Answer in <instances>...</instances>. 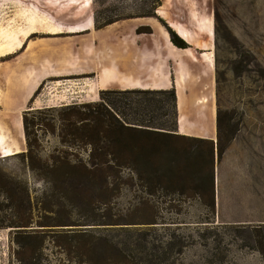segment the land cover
<instances>
[{
    "label": "rangeland",
    "instance_id": "374dc122",
    "mask_svg": "<svg viewBox=\"0 0 264 264\" xmlns=\"http://www.w3.org/2000/svg\"><path fill=\"white\" fill-rule=\"evenodd\" d=\"M142 5L155 7V15L125 17ZM104 9L121 18L99 29L91 24L82 32L67 31L88 17L94 20ZM33 10L42 18L37 31L23 39L21 48L0 58V134L5 145H18L16 155L1 156L0 150V169L16 192L9 198L0 189V264H264V225L257 230L237 225L264 220V0H161L157 6L155 0H0V40L23 26ZM202 18L212 23L210 37L198 29ZM172 19L195 24L193 31L187 29L193 37L187 49L196 60L184 57V93L196 86L187 134L207 130L197 118L203 95L213 103L214 123L218 100L225 130L233 132L215 162L214 211L185 195L171 196L181 200V212L166 208L168 197L152 198L163 208L158 213L146 205L135 208V187L97 209L96 201L65 194L59 182L38 180L28 168L22 114L30 138L38 144L31 151L41 161L60 149L83 153L59 142L64 106L97 101L101 90L128 89L123 60L136 62L139 53L129 49L125 35L143 22L162 38L164 32L170 36L175 31L166 20ZM46 24L61 31L46 33ZM206 42L209 48L204 50L200 46ZM201 52L211 54L210 70ZM162 63L173 79L177 64L167 67L165 54ZM104 69L110 78L103 76ZM206 72L209 85L204 87ZM143 86L140 89H164ZM28 95L21 118L8 120L3 103H17ZM18 215L20 222L30 219V225L8 226L20 220ZM207 219L210 222H197ZM152 220L157 223H146ZM152 244L171 247L164 254L146 255L143 245Z\"/></svg>",
    "mask_w": 264,
    "mask_h": 264
},
{
    "label": "trees",
    "instance_id": "16d2710c",
    "mask_svg": "<svg viewBox=\"0 0 264 264\" xmlns=\"http://www.w3.org/2000/svg\"><path fill=\"white\" fill-rule=\"evenodd\" d=\"M160 3L161 0H155V6ZM154 11L155 7L146 8L142 5L125 17L154 16ZM120 18L117 15L109 16L108 9H104L92 19V26L99 29ZM135 32L151 33L152 29L150 26L139 25ZM169 39L178 48L190 47L176 32H171ZM215 81L217 83V77ZM99 96L97 101L65 105L60 114V129L57 134L59 142L69 148H82L84 154L60 149L56 153H50L47 162L41 161L40 156L31 151L38 144L30 138L26 129V113L22 114L28 146L26 155L30 162L28 168L35 172L38 180L59 182L63 191L67 192L65 194L83 198L87 202L96 201L97 209L108 204L110 198L120 196L123 191H131L135 187L139 191L133 196L137 204L135 208L146 205L154 213H158L163 208L152 198L168 197V202L163 200L168 203L166 208L176 213L181 212V200L178 197L185 195L195 198L206 211H214V192L217 187L215 162L220 159L233 137L232 130H225L218 100L215 115L216 140H213L178 132L174 87L105 89L101 90ZM16 154L18 153L11 155ZM0 189L9 198L16 193L10 177L1 169ZM17 217L20 220L7 225L17 228L30 225V219L20 222L22 217ZM146 223L156 224L157 221ZM2 225L0 224L1 227ZM237 225L257 230L263 227L264 220L255 225ZM143 239L146 241L145 237ZM143 247L146 255L154 256L164 254L171 245L161 247L152 244L150 247Z\"/></svg>",
    "mask_w": 264,
    "mask_h": 264
},
{
    "label": "crops",
    "instance_id": "0c3cea01",
    "mask_svg": "<svg viewBox=\"0 0 264 264\" xmlns=\"http://www.w3.org/2000/svg\"><path fill=\"white\" fill-rule=\"evenodd\" d=\"M156 12H157V10H156ZM186 13H188V12H186ZM138 18H149V17H138ZM172 20L177 22L178 24H180L186 30L189 29L190 31H193L194 29H192V28H195L194 23L192 25H189L188 23L181 21V20H175V19H172ZM166 22L169 26L168 20H166ZM142 23H140L138 25H142ZM138 25H134L132 27V30L135 31V28ZM169 27H171V26H169ZM157 28H158V26H157ZM134 31L127 33L125 35V43L128 45L130 50L132 49V51L134 53H136V52L139 53V55H138L139 60L136 62H131V61L127 62V60H123V70H124V72L129 74V75L125 76L127 80L124 83V85H125L124 87L125 88L138 87V86H132V85H139L137 83V81H138L140 84H142L140 86H143L144 84L148 83L150 85L153 84L152 88H155L158 86H160V88H169V86L172 85L171 81L173 80L172 83H173V85H175L174 88L176 91V84H175L174 76H173V79H171L169 70L163 69L164 65L162 62H163L164 54L167 57V67H169V64L172 62L178 64L177 60H173V58H172V53H173V49L171 48L172 43L170 42L168 35H166V32L163 33L164 36L162 38L160 33H155L154 28L152 29L151 33H136ZM80 32H82V31H80ZM24 39H26V38H24ZM22 44H23V41H22ZM190 47H191V45H190ZM1 57H6V56H0V58ZM182 60H183V62L185 61L184 59H182ZM195 60L196 59H194V61ZM184 64H185V62H184ZM211 67H212V65H211ZM211 67H210V69H211ZM166 73H167V75H164V76L159 78V76L161 74H166ZM206 75L207 74L205 73V76ZM186 80H185V83H186ZM202 81H203L202 83H204V87H207L209 85L207 76H206V79L204 78ZM184 87H185V84H184ZM142 88H146V86H144ZM30 95L26 96L24 99L20 100L17 103H12V102H10L11 100L3 103L5 105L4 110L6 109L5 115H6L8 120H14L15 121V120H19L21 118L22 111L27 108V104H28ZM184 95H185L186 100H185V111L183 112V116L185 118V125H187V128L183 131L181 126H180V122H179L180 113H179V108H178L179 105H178V97H177V114H178L177 129H178L179 133L187 134V133L191 132V129H190V126L188 125L187 120L189 117V107L191 106V102L196 98V86L190 85L189 86V92L187 94L184 93ZM204 101L208 102V108H210V107L212 108L211 119H212L213 127L209 131H208V127H207V130H203L202 133L199 132V133H196L193 135L199 136V137L215 139L214 138L215 137V129H214L215 123H214L213 103L206 96H205ZM199 102H201V100ZM33 103H36V101H33ZM203 103L204 102H201V104H203ZM203 109H204L203 107L202 108L200 107V109H199L200 111L198 112L199 114H198L197 118L199 120H201L203 123V126H205V124H206L205 118L202 115ZM14 127L16 128V130L19 128L18 122H16L14 124ZM4 143H5L4 135L0 134L1 156L2 155L8 156V155L4 154L5 150L8 148L12 149V151H13L12 154L17 152V148H18L17 144L5 145ZM9 155H11V154H9Z\"/></svg>",
    "mask_w": 264,
    "mask_h": 264
},
{
    "label": "bare ground",
    "instance_id": "6f19581e",
    "mask_svg": "<svg viewBox=\"0 0 264 264\" xmlns=\"http://www.w3.org/2000/svg\"><path fill=\"white\" fill-rule=\"evenodd\" d=\"M34 8L35 7H33L32 9H34ZM30 13L32 14L33 12H30ZM41 21H42V18L39 15H37V13L34 11V13L30 17H28L26 23L23 26L16 27V28L6 32L2 38V41L0 40V56L10 55L13 52H15L16 50H18V48H21L23 39L28 38L32 34H34L37 31V24H39ZM168 23H169V26H171V28L182 39H184L185 41H187L189 43L193 40L192 34L188 30H186L184 27H182L180 24H178L177 22H175L173 20H168ZM91 24H92L91 18L88 17L84 21L69 25L67 27V31H69V32L85 31V30H88L91 28ZM198 29L210 37L212 35V23H211L210 19L209 18H202L201 20H199L198 21ZM60 31L61 30L59 29V26L57 27V26H54L51 24H46V30H45L46 33H55V32H60ZM97 33H98L97 31L94 32V34H97ZM166 35H168V34L166 33ZM168 38H169V36H168ZM171 46H172L171 48L173 49L172 58H173V60H177V62H178L177 67H176L175 72H174V79H175V84H176V96L178 97V105H179L178 108H179V113H180L179 122H180V126H181L182 130L184 131L187 128V125H185V118L183 116V112L185 111V100H186L183 92H184L185 80L188 79V75H187V70H186V67L184 66V62L182 59L189 58L191 60H194L196 58L194 57L195 55L193 54V52L188 50L187 48H178V47L174 46L173 44ZM200 47L204 50H207L209 48V45L206 42L205 44L201 45ZM200 57H202L205 61L208 62V66L206 67V70H210V67L212 65L211 54L208 52H201ZM105 58H107V56H105ZM105 61H106V59H105ZM107 61L110 64H112V62H113L112 59H108V58H107ZM106 69H108V68H106ZM106 69H104V71H103V76L110 78L109 77L110 76L109 71H107ZM206 74H208V73L206 72ZM204 78L206 79V76ZM132 86H138L137 88L144 87V86H140V85H132ZM173 86L175 87V85H173ZM155 88H160V86L155 87ZM204 100H205V96L203 95L201 97V102H204L203 104H201V108L202 107L204 108L202 111V115L205 118V122H206L205 126L209 127L211 129L213 127L212 119H211L212 108L211 107L208 108V102L207 101L205 102ZM12 152H13L12 149L8 148L5 150L4 154L9 155V154H12Z\"/></svg>",
    "mask_w": 264,
    "mask_h": 264
},
{
    "label": "water",
    "instance_id": "95a60500",
    "mask_svg": "<svg viewBox=\"0 0 264 264\" xmlns=\"http://www.w3.org/2000/svg\"><path fill=\"white\" fill-rule=\"evenodd\" d=\"M177 34V33H176ZM178 35V34H177ZM184 40V39H183ZM185 41V40H184ZM186 42V41H185ZM177 120H178V115H177Z\"/></svg>",
    "mask_w": 264,
    "mask_h": 264
}]
</instances>
